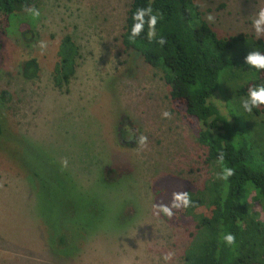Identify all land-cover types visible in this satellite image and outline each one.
I'll list each match as a JSON object with an SVG mask.
<instances>
[{"label": "rangeland", "instance_id": "1", "mask_svg": "<svg viewBox=\"0 0 264 264\" xmlns=\"http://www.w3.org/2000/svg\"><path fill=\"white\" fill-rule=\"evenodd\" d=\"M193 1L218 36L264 41L252 26L264 0ZM129 3L40 0L33 6L39 17L26 9L0 37V92L11 95L2 108L0 264H164L168 252V264L184 263L193 224L178 214L166 220L154 196L167 185L170 206L173 193L201 188L210 169L196 124L170 102L163 73L121 45ZM65 35L79 57L69 84L57 89L52 69ZM30 57L40 66L34 80L21 75ZM140 135L144 145L136 143ZM251 196V210L264 222ZM51 227L66 233L54 255L46 244L55 238Z\"/></svg>", "mask_w": 264, "mask_h": 264}, {"label": "trees", "instance_id": "2", "mask_svg": "<svg viewBox=\"0 0 264 264\" xmlns=\"http://www.w3.org/2000/svg\"><path fill=\"white\" fill-rule=\"evenodd\" d=\"M39 1L0 0V37L6 34L19 13ZM145 7L160 14L156 37L149 41L146 24L135 41L130 42L128 29L132 13ZM26 31H21L22 38L30 37ZM160 36L165 39L163 45L157 43ZM121 45L125 51L137 53L145 64L163 73L170 88V102L182 105L184 116L195 122L196 141L205 149L209 178L201 188L186 190L194 204L172 209L179 219L187 218L193 224L183 264H264V222L248 202L252 194L251 199L264 211V106L254 109L252 114L244 113L240 107L248 87L264 83V70H248L244 62L252 49L264 51V41L248 34L218 36L203 20L199 5L193 0H130ZM0 55L2 57L1 46ZM78 57L79 48L72 37L63 36L52 69V82L57 89L68 85L73 78ZM39 72L37 58L23 61L21 75L24 79L34 80ZM10 100L8 91L0 92V139L7 131L2 108ZM220 152L224 155V165L233 169L227 181L217 178L221 171L217 162ZM168 195L169 190L164 185L156 191L154 204L166 205ZM163 216L172 221L171 217ZM225 229L235 235V247L225 246L220 241ZM52 231L55 238L46 244L54 255L56 249L66 244V233ZM68 251H62L60 257H72L77 250Z\"/></svg>", "mask_w": 264, "mask_h": 264}, {"label": "clouds", "instance_id": "3", "mask_svg": "<svg viewBox=\"0 0 264 264\" xmlns=\"http://www.w3.org/2000/svg\"><path fill=\"white\" fill-rule=\"evenodd\" d=\"M27 12L33 19L39 17L40 15L39 10L34 7L28 8ZM160 18V14L158 12L154 13L151 7L137 8L132 13V24L128 29L129 41L134 42L147 24V37L151 42L153 37H156V24ZM208 19L211 20L212 17L209 16ZM252 26L257 37L264 35V7L260 8L256 13L255 19L252 20ZM157 43L163 45L165 43L164 37H158ZM40 46L41 48H43L45 45L43 44V42H41ZM244 62L249 66L248 70H264V51H261L259 49H252L244 57ZM260 106H264V83L256 84L255 86H249L246 96L241 98L240 101V107L242 108L244 113L252 114L253 110L259 108ZM161 116L167 119L171 116V113L165 110L161 113ZM146 142L147 137L144 135H140L136 140V143L138 145H144ZM217 162L221 165V171L217 174V178L227 181L228 178L233 175V169L224 165L223 152H220L218 154ZM62 166H67L66 160L62 161ZM194 203L195 201H193L188 192L185 191L173 193V203L171 207L166 205H161L158 207L160 213L171 217L173 214V208H188ZM219 239L225 246L235 247L236 245L235 235L231 231H228L226 229L222 231ZM172 256L173 253L168 252L163 254L160 259L163 260L164 264H168V261L171 260Z\"/></svg>", "mask_w": 264, "mask_h": 264}]
</instances>
